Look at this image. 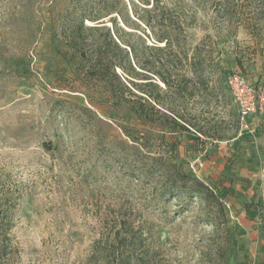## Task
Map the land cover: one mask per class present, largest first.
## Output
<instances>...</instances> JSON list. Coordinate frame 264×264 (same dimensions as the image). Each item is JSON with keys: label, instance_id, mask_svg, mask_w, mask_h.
Here are the masks:
<instances>
[{"label": "rangeland", "instance_id": "1", "mask_svg": "<svg viewBox=\"0 0 264 264\" xmlns=\"http://www.w3.org/2000/svg\"><path fill=\"white\" fill-rule=\"evenodd\" d=\"M104 1L0 0V185L14 193L0 264H264V0H161L173 23L155 31L175 49L136 68L186 128L137 116L114 77L63 55L76 9L134 16ZM133 1L140 15L155 3ZM168 69L171 89L153 73ZM234 76L255 92L244 116Z\"/></svg>", "mask_w": 264, "mask_h": 264}, {"label": "trees", "instance_id": "2", "mask_svg": "<svg viewBox=\"0 0 264 264\" xmlns=\"http://www.w3.org/2000/svg\"><path fill=\"white\" fill-rule=\"evenodd\" d=\"M112 3L120 2L121 0H107ZM144 5H150L151 0H141ZM151 7L143 6V14H139L136 9V3L130 0L133 8V15L130 16L129 9L125 3L123 8H109L106 6L98 7L91 15L86 13L85 8L76 9L73 13V19L68 22V26L64 31L63 37V55L67 58H75L81 62L87 63L84 76L88 80L105 81L107 76L114 77L120 85H122L128 97L122 94V98L131 103V110L139 116L149 118V112H159L165 120H168L172 126L180 125L176 115L170 114L167 111L162 112L161 109H156L150 104L148 100L156 102L158 96L153 98L148 95L145 86L159 87L160 84L153 79V75L142 72L137 68L144 69L145 63L148 64L149 58L142 61V54L148 50L172 51L175 49L172 36L164 31L156 32L158 24L171 25L172 18L169 15L170 10L161 0H154ZM105 2V1H104ZM105 2V3H107ZM111 15L108 25L106 21L102 20L104 17ZM92 21L91 23H89ZM123 21L127 25H133L134 30L126 29L120 25ZM141 21L151 28L156 35L158 42H164L163 46L149 45L145 41L142 34H138L135 30H139L142 26ZM145 33V32H144ZM125 36L137 35L138 45L128 41ZM180 50V49H179ZM175 52L182 63L184 60H189L188 53L185 51ZM142 53V54H141ZM137 61L138 65L134 64L133 60ZM137 67V68H136ZM118 69L120 71H118ZM166 71L153 72L158 75L160 81L168 89L172 88V75ZM139 75L142 77L139 78ZM121 76L128 80L129 84H124ZM145 80V81H138ZM106 82V81H105ZM147 94L148 96H146ZM199 184L198 192L213 194L209 188L202 183ZM14 198V193L7 186L0 185V243L8 237V230L11 228V202ZM134 236V235H133ZM136 238V237H135ZM126 239V238H124ZM122 240V239H121ZM136 239L131 240L132 244Z\"/></svg>", "mask_w": 264, "mask_h": 264}, {"label": "built area", "instance_id": "3", "mask_svg": "<svg viewBox=\"0 0 264 264\" xmlns=\"http://www.w3.org/2000/svg\"><path fill=\"white\" fill-rule=\"evenodd\" d=\"M230 82L234 84L235 89H236V95H237V99L240 101V103H242L243 105V116L246 115L250 110H252V102L255 96V92L251 89V87H248L247 85L244 84V81L238 77V76H234L230 79ZM247 93L249 96V101L246 102L242 99V95L243 93Z\"/></svg>", "mask_w": 264, "mask_h": 264}]
</instances>
